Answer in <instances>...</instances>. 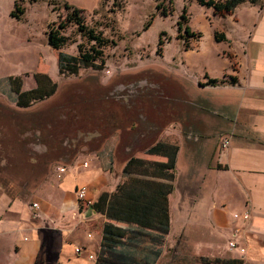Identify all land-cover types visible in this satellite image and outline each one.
<instances>
[{
  "label": "rangeland",
  "instance_id": "1",
  "mask_svg": "<svg viewBox=\"0 0 264 264\" xmlns=\"http://www.w3.org/2000/svg\"><path fill=\"white\" fill-rule=\"evenodd\" d=\"M19 1L24 12L18 19L10 15L14 0H0V105L25 117L30 114L51 115L59 123L68 115L72 117L70 123L73 128H77L81 120V114L74 108V102L80 95L77 91H83L90 97H98L95 101L102 100L103 105L107 103L108 109L113 110H108L99 118L105 119L104 125L111 132L103 141V151H112L117 167L121 166L125 155H114V148L120 137V128H114L116 121L123 127L122 138H128L129 145L132 146L139 142L134 131L150 141L170 124L163 135L166 138L170 131H174L173 126L182 124L187 117L189 120L197 117L198 107L189 105L192 109L186 111L187 107L183 102L187 86L192 88L185 77L186 70L198 72L204 66L218 70L223 64L227 70H231L232 63L226 64L233 58L228 45L235 44L240 39L241 23L242 20L246 21L245 4L239 6V17H236L218 16L211 7L200 4L197 0H160L161 7L169 10L166 15L156 11L157 0ZM62 1L80 8L79 13L87 26L113 40L103 47L104 62L101 68L81 65L74 73L58 70L57 50L78 53L79 48L87 49L92 42L75 22L66 20L67 9ZM79 1L95 3L87 6L77 4ZM183 8L187 18L181 22L179 32L187 36L184 26L189 24L194 28V37L200 34L197 47L189 51L184 49L185 37H177V21L181 19ZM147 19H150V24L144 29L143 24ZM50 21H54V25L65 21L61 31L66 36V41L58 49L47 43L46 29ZM215 29L222 31H216L218 38L215 37ZM161 30H164L163 34H160ZM159 36L162 38L160 47L157 43ZM97 61L100 63V58ZM34 71L46 73L51 81L56 82V90L44 99L33 101L29 106H18L16 93L11 88L8 76L18 75L21 89H27L36 84ZM193 94L198 95V92ZM84 99L81 102L87 101ZM83 112H86V120L88 117L89 120L96 117L87 110ZM204 114L207 121L214 120L215 115L203 112ZM0 121V194L6 192L12 196H23V193H29L35 188L57 162L62 163L63 159L59 161L52 154L44 153L46 146L42 142V133L47 138L48 134H54L58 129L53 130L49 126L44 132V128L39 132L38 127L29 122L24 132L13 124ZM90 132L92 131L86 130V127L71 129L67 138L62 139L59 134L58 141L62 144L59 147L57 141L56 146L59 150L68 144L71 145L70 148H76L77 152L84 147L90 150L88 145L81 143L83 137L92 134ZM93 133L97 135L96 131ZM129 136L132 137L129 139ZM169 137H172V133ZM52 149L55 150V146H51ZM134 154L148 160L161 157L144 150H136ZM186 159L181 154L176 161V186L169 193L173 218L170 237L173 245L178 246L180 251L185 250L191 258L190 264H199L193 259L194 255L237 256L238 246L230 249L228 241L231 237L226 229L213 223H189L181 215L182 201L190 200V196L194 197L197 190L196 186L191 185V192H181ZM207 173L208 176L209 172ZM204 189L207 191L203 196L208 197L210 194L212 197L211 185ZM217 195L218 192L215 191L213 197Z\"/></svg>",
  "mask_w": 264,
  "mask_h": 264
},
{
  "label": "crops",
  "instance_id": "2",
  "mask_svg": "<svg viewBox=\"0 0 264 264\" xmlns=\"http://www.w3.org/2000/svg\"><path fill=\"white\" fill-rule=\"evenodd\" d=\"M241 4L246 6V21L242 20L240 39L228 45L233 58L226 64L232 63V69L223 64L218 70L207 66L198 72L186 70L192 87L187 86L185 92L186 111L194 105L199 114L173 126L174 131L163 138L168 124L157 139L178 144L176 161L181 154L187 158L181 192H191V185L197 190L190 200L182 201L180 211L185 221L213 223L226 229L229 241L237 243V256L208 257L239 258L241 262L235 264H264V0H242L230 13H214L239 17ZM199 39V35L188 36L184 49H194ZM214 77L222 80L207 82ZM203 112L216 117L207 121ZM224 137L228 143L223 147ZM85 148L70 162H57L29 193L0 194V264H190V256L174 246L170 237L173 218L169 194V229L165 234L122 223L131 228L124 241L102 245L105 214L96 211L82 217L87 205L77 198L76 188L85 186V200L91 204L125 177L121 170L124 162L117 167L112 151L104 152L103 145L98 150ZM175 177L176 173L173 189ZM210 185L212 197H204V187ZM215 191L218 195L213 197ZM244 212H248L247 217H243ZM76 246L82 247L80 252L75 251ZM200 256L207 255H194L193 259L208 263Z\"/></svg>",
  "mask_w": 264,
  "mask_h": 264
},
{
  "label": "trees",
  "instance_id": "3",
  "mask_svg": "<svg viewBox=\"0 0 264 264\" xmlns=\"http://www.w3.org/2000/svg\"><path fill=\"white\" fill-rule=\"evenodd\" d=\"M34 1V0H33ZM200 4L212 7L214 12L225 14L232 12L233 8L242 0H197ZM62 5L67 9L65 18L69 22H75L80 30L86 32V36L92 41L87 49H80L78 53H68L59 50L57 53L58 70L60 72L68 71L71 73L77 72L81 65L102 67L103 47L109 41L113 42L101 34L95 32L92 27L87 26L79 13L80 8L73 7L66 1H62ZM156 11L166 15L167 7H161V1L157 0L155 4ZM24 12V7L20 5L19 0H14L13 8L10 10V15L18 19L20 14ZM186 10L183 8L181 19L177 21L178 31L182 28V21L187 18ZM65 21L54 25V21L47 24L46 39L47 43L53 48L61 47L66 36L61 29L64 27ZM150 24V19H147L143 28H147ZM184 31L187 36L179 32L178 37L186 39L193 35L194 31L186 24ZM161 30L160 34H163ZM200 35V34H199ZM215 37H219L218 32H215ZM158 47L162 43V38H158ZM100 58V63L97 59ZM36 84L27 89H21V79L18 75L8 76L11 88L16 93V104L18 106H29L35 100L44 99L56 90V82L51 81L49 76L41 71L33 73ZM222 79L216 77L209 78L208 83H214ZM83 111L95 112V106H88L82 109ZM101 113L105 111L100 109ZM112 122V120L110 121ZM31 125H36L31 123ZM103 126L104 123H103ZM119 122L116 121L114 128L119 127ZM123 127H121L122 131ZM118 145H122V141H117ZM116 143V144H117ZM144 151L152 154H158L163 159L148 160L141 156L132 154L122 165V172L125 177L119 180L111 192L102 191L97 199L91 204L97 211H102L105 214L103 223L102 245L109 247L124 241L126 233L131 230L129 226L122 223L133 224L137 227L158 231L165 234L169 229V207L168 194L173 188L174 167L176 164V155L178 144L165 139H156L148 145ZM203 262H215L224 264H235L241 262L239 258L232 257H208L200 256Z\"/></svg>",
  "mask_w": 264,
  "mask_h": 264
},
{
  "label": "water",
  "instance_id": "4",
  "mask_svg": "<svg viewBox=\"0 0 264 264\" xmlns=\"http://www.w3.org/2000/svg\"><path fill=\"white\" fill-rule=\"evenodd\" d=\"M79 95V99L77 101L74 102V108L77 109L79 111V113L82 115L80 116V123L78 124L77 128H73V126L71 125V120L72 117L66 115L63 118V121H60V123L53 117L47 116V115H40V114H30L28 116H21L18 113H16L15 111L6 108L5 106L3 107L2 105H0V120L10 124V125H15L16 128L20 129L21 131H24V129L26 128V126H28V123L33 122L36 124V127H38L39 132H41V128L43 129V132L45 130L48 129L49 126L52 127L53 130H55L56 128L58 129V131L50 133L47 135V138H45L46 134L42 133L43 135V144L46 146V150L44 151L45 154H52V157L54 159H59V161L62 160V163H68L71 161V159L73 158V156L76 154L77 149L74 147L70 148V144L68 145H64L62 148V150L56 146V143L59 139V134H61L62 139L69 137L68 136V132H70L71 129L77 130V129H81L82 127H86V130L92 131L90 133H92L91 135H87L85 137L82 138L81 143L82 144H86L89 146L90 150H98L100 147H102L103 141L104 139L111 133L110 130L106 129L105 126H103V123L105 122V119L99 118L100 116H104L108 109V105L107 103L103 105V103H101V101H95L96 99H98V97H90L87 94H84L83 91H77ZM86 97V98H85ZM85 98V99H84ZM90 98V99H87ZM84 100V102H81ZM76 104V105H75ZM80 104V105H79ZM84 104H89V105H94L96 111L92 112V114L96 117H94L93 119L89 120L90 117H88L86 120V112H83V108L85 107ZM104 108L105 111H103L102 114L101 110ZM115 108V106L113 107ZM112 108V109H113ZM109 111H113V110H109ZM108 111V112H109ZM85 116V117H84ZM70 117V118H69ZM100 119V120H99ZM1 122V121H0ZM51 125H49V123ZM58 126V127H57ZM89 127V128H88ZM41 130V131H40ZM96 131L97 135H95L93 132ZM25 132V131H24ZM122 133L120 132V137L119 139L122 141V145H118L119 143H117L115 145L114 148V155H116L117 153H121L124 154V158H123V162H125V160L132 154L135 153V151H140V150H144L148 145H150L151 143H153L159 136V132L158 134L154 135L153 140H147V138H145L144 135H142L141 133H138L137 131H134V136L137 137L136 139L139 140V142L136 145H132L130 146L128 138H122ZM127 137H128V133H127ZM132 136H129V139ZM65 141H63L64 143ZM78 142V141H77ZM80 142V141H79ZM78 142V143H79ZM76 143V144H78ZM60 144L59 141L57 143V145ZM51 146H55V150L52 149L51 150ZM56 148H58V150H56ZM53 151V153H51ZM120 154V155H121ZM122 162V163H123ZM97 210L95 209V207L92 204H88L82 211L81 215L82 217H89L92 214H94Z\"/></svg>",
  "mask_w": 264,
  "mask_h": 264
},
{
  "label": "built area",
  "instance_id": "5",
  "mask_svg": "<svg viewBox=\"0 0 264 264\" xmlns=\"http://www.w3.org/2000/svg\"><path fill=\"white\" fill-rule=\"evenodd\" d=\"M227 143H228V138L224 137L222 139V141H221V145L224 147V146L227 145ZM63 169H64V167H61V170H63ZM85 194H86V188H85L84 185L83 186H79V187L76 188L77 198L79 200H81V201H84L85 204L88 205L89 201L85 200ZM32 206L33 207H38V203L37 202H32ZM247 216H248V212H244L243 213V217H247ZM228 244H229L230 248L237 246V243L235 241H233V240H230ZM81 249H82L81 246H76L75 247V251H77V252H80ZM241 249L243 250V248H241ZM88 256L90 258H94V254L93 253H89ZM242 264H245V263H242Z\"/></svg>",
  "mask_w": 264,
  "mask_h": 264
},
{
  "label": "flooded vegetation",
  "instance_id": "6",
  "mask_svg": "<svg viewBox=\"0 0 264 264\" xmlns=\"http://www.w3.org/2000/svg\"><path fill=\"white\" fill-rule=\"evenodd\" d=\"M183 102H184V104H185V106H186V100H185V94H184V99H183ZM195 118V117H194ZM185 121V119L183 120V122ZM120 126H119V128H120V132H121V124H119Z\"/></svg>",
  "mask_w": 264,
  "mask_h": 264
}]
</instances>
